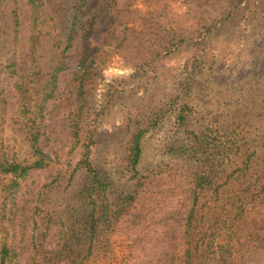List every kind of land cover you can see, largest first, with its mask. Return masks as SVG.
Returning <instances> with one entry per match:
<instances>
[{
    "label": "rangeland",
    "instance_id": "374dc122",
    "mask_svg": "<svg viewBox=\"0 0 264 264\" xmlns=\"http://www.w3.org/2000/svg\"><path fill=\"white\" fill-rule=\"evenodd\" d=\"M78 5V0H0V164L13 158L31 164L32 134L51 158L48 169L18 180L13 194H7L9 180L0 174V244H14L26 264L37 233L33 220L41 222L36 208H46L40 202L46 195L39 200L40 194L67 185L88 136L93 155L114 165L128 123L158 107L159 124L143 140L142 170L148 177L118 225L111 260L101 264H182L181 229L193 185L187 162L169 149L186 143L190 133L177 122L171 98L193 64L203 61L205 80L220 75L224 82L210 87L206 82L212 92L194 96L212 104L223 121L237 109L245 112L247 104L264 111V97L256 92L264 82V0H114L106 9L103 0H89L65 51ZM221 20L225 24L209 38L205 28ZM84 34L96 47L98 66L92 90L79 105L73 78ZM180 38L187 42L177 47ZM62 67L51 91V76ZM78 106L84 110L78 112ZM58 228H52L47 250L55 247ZM236 264L264 259L250 255Z\"/></svg>",
    "mask_w": 264,
    "mask_h": 264
},
{
    "label": "trees",
    "instance_id": "16d2710c",
    "mask_svg": "<svg viewBox=\"0 0 264 264\" xmlns=\"http://www.w3.org/2000/svg\"><path fill=\"white\" fill-rule=\"evenodd\" d=\"M112 1L103 0L105 9ZM78 3L70 18L65 51L70 49L79 17L89 0ZM10 13L17 22L16 11L11 9ZM224 24L221 20L205 28L209 38ZM82 38V58L73 78L74 83L78 82L79 105L92 90L93 73L98 66L97 50L90 44L89 34ZM186 42L180 38L177 47ZM202 64L203 61L195 62L189 74L180 80L170 104L175 107L177 122L190 133L186 143L169 149L170 155L187 162L193 185L191 206L181 229L182 264H236L250 255L264 259V111L258 105L247 104L242 109L245 112L237 109L223 121L212 104L194 96L224 82L220 75L205 80L199 68ZM64 70H54L51 91ZM263 87L264 82L256 91L262 97ZM77 110L84 108L78 106ZM159 110L162 108H153L147 116L128 123L121 134L125 142L121 156L114 165L93 155V136H88L82 158L67 185L53 186L40 194L39 200L46 195L47 199L40 201L46 208L42 212L36 208L41 222L39 225L36 218L33 220L37 233L32 237L26 264H101L111 260L118 225L133 209L148 177L142 170L143 140L159 124ZM75 128L80 129V125L77 123ZM28 143L31 164L18 158L0 164V174L9 180L7 194L18 192V180L29 172L46 170L51 164L37 134H32ZM55 226L59 227L58 240L52 250H47L45 243ZM0 264H24L14 244H0Z\"/></svg>",
    "mask_w": 264,
    "mask_h": 264
}]
</instances>
